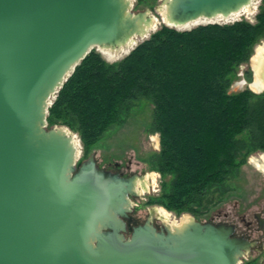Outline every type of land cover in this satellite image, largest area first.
Masks as SVG:
<instances>
[{
	"label": "water",
	"instance_id": "obj_1",
	"mask_svg": "<svg viewBox=\"0 0 264 264\" xmlns=\"http://www.w3.org/2000/svg\"><path fill=\"white\" fill-rule=\"evenodd\" d=\"M253 1L161 0L157 18L134 0H0V264H243L254 244L232 225L191 214L171 225L153 207L130 227L144 175L108 171L94 154L80 163L79 135L47 118L93 49L221 24Z\"/></svg>",
	"mask_w": 264,
	"mask_h": 264
},
{
	"label": "trees",
	"instance_id": "obj_2",
	"mask_svg": "<svg viewBox=\"0 0 264 264\" xmlns=\"http://www.w3.org/2000/svg\"><path fill=\"white\" fill-rule=\"evenodd\" d=\"M263 41L264 0L255 23L162 26L114 64L93 49L59 91L48 125L78 134L89 157L138 103H151L160 151L150 165L162 178L152 202L197 218L225 200L253 154L264 153V93L230 92Z\"/></svg>",
	"mask_w": 264,
	"mask_h": 264
},
{
	"label": "rangeland",
	"instance_id": "obj_3",
	"mask_svg": "<svg viewBox=\"0 0 264 264\" xmlns=\"http://www.w3.org/2000/svg\"><path fill=\"white\" fill-rule=\"evenodd\" d=\"M262 1L263 0H261L258 4L257 10L253 17H247L246 15H244L236 19V21L247 20L251 23L255 22V18L259 13ZM160 4L161 0H145L142 4H139L138 0H134V11L139 12L148 10L157 18H160ZM233 22H231L230 24H232ZM140 43L141 41L138 42L137 45H139ZM260 47H264V41L256 46L252 59L247 64H244L239 68L238 79L232 86L230 92L235 93L247 90L249 89L250 84L254 82L255 73L253 70V58L256 55L257 49ZM94 50L98 52L107 62H118L125 58L132 51L130 50L118 56H107L105 55L107 53H101L100 51H98V49ZM241 84H244V86H242ZM152 119V104L145 101L138 103L131 112L127 123L119 128L110 131L91 152V154H94L96 156L100 167L106 170L113 169L117 164L122 166L130 164L133 171L144 175L146 185L148 186L150 183L147 178L149 176L154 177L155 183L153 182L151 190L150 187L145 190L144 186H142L141 183L138 185L141 196L135 201L136 207L134 213L131 215L130 225H138L144 223L153 207L160 208V206H157L152 202L155 201L162 192L161 175L153 171L150 165V159L160 151L159 134L150 133ZM257 156L258 154H253L248 159L247 164L242 167L239 176L235 180L231 181V189L229 194L225 197V200L213 206L209 212L203 215H198L197 219L199 221L211 223L214 222V224L229 222L231 224H237L241 226L239 216L242 215L243 212L239 213V209H236L237 202L240 201L241 198H243L244 202L248 203L250 200L258 196L260 189L264 188V175L254 167L256 164L255 160L260 159ZM87 158L88 157H85L82 151L80 163ZM124 171L128 173V170H126L125 168ZM162 209L164 208L162 207ZM165 211L168 212L167 210ZM246 211L248 210H245L244 212ZM254 211V208H250V212H246L249 219L252 218V215L249 216L248 214L253 213ZM170 214L172 215V218L170 220L171 222L169 221L167 223L171 225H175L174 223H172V221L178 222V225L181 224L183 218L185 217V215L178 216L176 214ZM155 222L159 227L162 223V219L157 216ZM261 257H263V254L255 252L253 256H247V259L243 261V264L250 262L263 264L264 259L261 260Z\"/></svg>",
	"mask_w": 264,
	"mask_h": 264
},
{
	"label": "flooded vegetation",
	"instance_id": "obj_4",
	"mask_svg": "<svg viewBox=\"0 0 264 264\" xmlns=\"http://www.w3.org/2000/svg\"><path fill=\"white\" fill-rule=\"evenodd\" d=\"M262 155H264V154L258 153V156H257L260 158V159H257V160L261 161L260 165L258 166L257 164H255V166L254 165L253 166L260 173H262L264 175V156H262ZM124 168L126 170H128V173H126L124 171ZM107 170L114 172V173H119L125 178H129V177H132L134 175H139L140 177L143 176V174H140L138 172L133 171L131 169L130 164L126 165V166H122V165L117 164L113 169H110V170L107 169ZM147 180H149L150 184H149V186L148 185H145V186H147V189L150 187V190H151V186L153 185L152 177L149 176L147 178ZM144 182L146 184V181H144ZM137 199H139V198L133 199L134 207H133L132 214L134 213V210L136 207L135 201ZM250 208L255 209V211L253 213L248 214L249 216L252 215L251 219H249L247 217V214H246V212H248V211L250 212ZM236 209L237 210L239 209V213L243 212L242 215L239 216L241 226H239L237 224L236 225L231 224L229 222L219 223V224H226V225L234 226L236 228V236L241 237V238H246L247 240H249L251 243L254 244V248L251 250L248 257L253 256V254L255 252H259V254H263V257H261V260L264 259V188L260 189L258 196L256 198L250 200L248 203H245L244 199L241 198V200L238 201L236 204ZM245 210H248V211L244 212ZM131 215H130V220L128 221L129 226L130 227L137 226V225H130L131 224L130 223ZM212 223H214V222H212ZM257 258H259V257H257ZM246 259H247V257H246Z\"/></svg>",
	"mask_w": 264,
	"mask_h": 264
},
{
	"label": "bare ground",
	"instance_id": "obj_5",
	"mask_svg": "<svg viewBox=\"0 0 264 264\" xmlns=\"http://www.w3.org/2000/svg\"><path fill=\"white\" fill-rule=\"evenodd\" d=\"M260 1L261 0H254L250 7L245 8L241 13L234 15L229 20L223 19V21H220V19H218L217 21H212V22H216V23H231L233 21H236V19H238V18H240V17H242L244 15H246L247 17L248 16L253 17V15L255 14V12L257 10V7H258V4L260 3ZM162 15L165 17V12L162 13ZM193 26H197V25H193ZM132 46H129L127 48L128 50H126V51H117V52L101 51V53H103V52L107 53V54H105L107 56H111V55L118 56V55H121L123 53H126V52L132 50V48H134L135 45H132ZM253 70H254V73H255L254 74V82L250 84L249 88L251 90H253L254 92H261L262 90H264V82L262 81V75H263V71H264V47H260V48L257 49L256 55L253 58ZM241 85L244 86V84H241ZM255 163L259 166L261 161H259V160L256 161L255 160ZM152 181L154 182V177L153 176H152ZM155 215L161 216L166 222H169L171 220V218H172V215L170 213L166 212L162 208H158V210L155 212ZM188 219H189V217L185 216L183 218V221H187ZM172 223L177 224L178 222L172 221Z\"/></svg>",
	"mask_w": 264,
	"mask_h": 264
}]
</instances>
